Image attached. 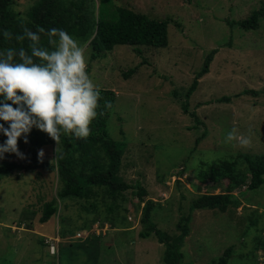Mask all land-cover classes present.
<instances>
[{"label": "rangeland", "instance_id": "1", "mask_svg": "<svg viewBox=\"0 0 264 264\" xmlns=\"http://www.w3.org/2000/svg\"><path fill=\"white\" fill-rule=\"evenodd\" d=\"M112 2L171 20L168 45L144 47L141 54L133 46L121 44L92 59L87 44L77 41L84 48L92 81L116 92L108 130L113 139L126 146L119 175L144 186L146 198L158 203L154 221L170 235L180 232V219L191 217L189 233L180 247L181 264H209L228 246H233L230 264H263L264 184L257 189H235L241 205H231L226 211L192 209L191 204L202 193L227 191V179H204L201 169L239 153H264V17L257 29L236 23L261 8L264 0ZM32 3L16 0V8L25 11ZM213 49L218 51L210 71L200 78L190 96L187 113L182 107L185 92ZM132 68L135 72L128 76ZM222 96L231 100L217 101ZM193 110L201 123L190 114ZM233 129L238 136L250 138V143L226 142L227 133ZM37 146L44 150V156H55L56 144L51 140ZM37 177L42 178L38 183ZM60 186L57 174L46 171L38 175L15 170L0 180L2 264H30L40 255L51 259L52 263L44 264H165V243L155 234L140 236L144 203L137 209L138 198L131 190L126 192L128 210L123 213L127 224L121 227L97 221L89 229L62 237L59 231L63 225L71 218L80 224L86 214L70 199L59 203L58 214L39 224L43 203L56 196ZM41 237L56 242L59 250L61 244L70 241H85V247L69 255L63 250L54 257L47 246L42 247Z\"/></svg>", "mask_w": 264, "mask_h": 264}, {"label": "trees", "instance_id": "2", "mask_svg": "<svg viewBox=\"0 0 264 264\" xmlns=\"http://www.w3.org/2000/svg\"><path fill=\"white\" fill-rule=\"evenodd\" d=\"M261 17H264V5L236 23L245 29H257L261 25ZM170 21L169 18L151 17L134 7L114 4L112 0H33L25 11L16 8V0H0V50L13 48L18 52L19 49L24 48L28 54H31L30 41L27 38L21 41L16 37L22 35L25 28L37 31L39 27H43L47 31L55 27L66 30L82 45L87 44L91 49L92 59L105 55L106 52L112 51L121 44L131 45L141 54L144 47L168 45ZM5 30L10 33L9 36L4 35ZM40 37L42 46L50 50L54 47L49 44L46 33H40ZM217 51L218 49H213L209 52L202 69L185 92V99L182 103L185 112H189L190 96L197 90L200 78L210 71V64ZM14 60L19 62L18 55L14 57ZM34 60L39 62V58L34 57ZM134 72L135 69L132 68L127 75ZM98 88L101 95L98 101L97 116L90 124L91 132L87 138H77L70 133L62 134L58 143L48 133L34 127L28 134V143H25L22 138L18 140L20 150L26 153L22 160H14L17 157L14 153H6L5 158L0 159V180L15 170L33 171L38 175L42 171L55 172L61 186L56 196L43 203L39 224L48 222L58 214L59 203L64 204L67 199L78 203L81 210L86 213L82 223L75 224L71 218L68 225H63L59 231L62 237L89 229L97 221L102 225L110 223L113 227H121L124 223L126 225L127 220L123 218V213L128 210L125 207V202L128 200L126 192L131 190L138 198L136 208L139 209L144 203L140 217L143 225L140 236L147 238L155 234L166 245L163 256L165 264H181L183 254L180 247L189 233L188 222L191 217L186 216L180 219L178 222L180 232L170 235L158 227L154 221V210L158 203L152 198H146L147 191L144 186L139 181L127 182L119 175L126 146L113 139L108 130V119L115 102L116 92L109 88ZM174 93L178 95L177 91ZM254 93L257 92L254 91ZM230 100L229 96L217 98L219 102ZM190 114L195 117L196 123L202 122L195 110L190 111ZM204 133L205 131L202 135ZM4 139L6 137L0 135V142ZM47 140L56 144L55 156L52 158L44 155L43 157L38 156L37 144ZM199 140L200 137L196 142L198 143ZM200 175L212 181L227 179L229 181L227 191L202 193L193 199L191 208L226 211L231 205H241V200L234 193L235 189L243 186H246L244 190L257 189L264 184V153H239L234 158L207 165L205 169H201ZM41 179L37 177L35 182L38 183ZM91 214L94 216L92 217ZM25 215L31 216L27 210ZM91 238L94 239L95 236ZM40 241L42 247L47 246L49 255L54 257L59 256L63 250L69 255L85 247V241L81 243L70 241L60 245L58 255H52L47 238L41 237ZM64 245L67 246L65 249ZM232 252L233 246H228L217 259L209 264H230ZM47 261L50 262L51 259L48 260L40 255L29 263L44 264Z\"/></svg>", "mask_w": 264, "mask_h": 264}, {"label": "clouds", "instance_id": "3", "mask_svg": "<svg viewBox=\"0 0 264 264\" xmlns=\"http://www.w3.org/2000/svg\"><path fill=\"white\" fill-rule=\"evenodd\" d=\"M40 33H46L54 46L51 50L41 45ZM4 35L10 33L5 30ZM16 38L30 41L31 54L24 48L0 50V135L6 137L0 142V159L6 153L23 158L18 140L28 143L34 127L58 143L62 134L87 138L101 93L86 70L83 46L66 30L55 27L47 31L25 28ZM17 55L19 62L14 60ZM225 139L238 140L243 146L250 143V138L238 136L235 129ZM43 155L44 150H38V156Z\"/></svg>", "mask_w": 264, "mask_h": 264}, {"label": "built area", "instance_id": "4", "mask_svg": "<svg viewBox=\"0 0 264 264\" xmlns=\"http://www.w3.org/2000/svg\"><path fill=\"white\" fill-rule=\"evenodd\" d=\"M47 242L49 243L50 254L58 255V250H59L58 244L53 240H50V238L47 240Z\"/></svg>", "mask_w": 264, "mask_h": 264}]
</instances>
